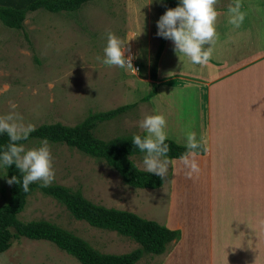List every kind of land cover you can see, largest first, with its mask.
<instances>
[{
  "label": "rangeland",
  "instance_id": "1",
  "mask_svg": "<svg viewBox=\"0 0 264 264\" xmlns=\"http://www.w3.org/2000/svg\"><path fill=\"white\" fill-rule=\"evenodd\" d=\"M124 7L123 0H89L74 12L52 13L43 9L29 12L23 30L0 22V115L15 111L25 124L35 128L57 122L73 126L89 114L130 106L116 118L99 123L94 135L109 140L141 134L143 130L138 122L146 115L155 114L156 109L147 106L144 97L151 87L139 78L143 80L146 76L161 42V37L156 35V22L163 9L160 14L153 13L151 24L133 27L126 25ZM109 31L125 47L133 49L141 62L137 75L102 65L95 59L97 55L103 57ZM12 104L16 105L14 110ZM24 145L39 147L40 140ZM49 145L55 172L52 184L79 190L84 198L98 206L136 212L143 219L158 223L164 219L169 176L157 189L132 188L104 162L63 144ZM143 156L138 154L131 160L144 171ZM214 171L217 173L215 168ZM2 202L0 197V205ZM19 219L53 223L101 253L122 254L138 248L136 242L125 236L73 219L62 205L38 191L27 198ZM160 263L159 255L144 254L136 264ZM0 264L80 263L47 241L22 237L11 240L10 247L0 254Z\"/></svg>",
  "mask_w": 264,
  "mask_h": 264
},
{
  "label": "crops",
  "instance_id": "2",
  "mask_svg": "<svg viewBox=\"0 0 264 264\" xmlns=\"http://www.w3.org/2000/svg\"><path fill=\"white\" fill-rule=\"evenodd\" d=\"M123 2L127 26L151 24L163 9L162 0ZM232 3L215 6L217 39L205 66L192 65L161 38L158 88L146 104L165 117L168 140L185 145L195 132L205 152L193 179L178 159L170 160L165 216L151 221L178 230L180 238L159 255L160 264H264L258 224L264 219V0H241L246 16L239 29L228 23ZM149 67L139 80L151 86Z\"/></svg>",
  "mask_w": 264,
  "mask_h": 264
},
{
  "label": "trees",
  "instance_id": "3",
  "mask_svg": "<svg viewBox=\"0 0 264 264\" xmlns=\"http://www.w3.org/2000/svg\"><path fill=\"white\" fill-rule=\"evenodd\" d=\"M91 1V0H90ZM89 0H0V22L5 26L23 30V22L29 12L43 9L52 13L74 12L79 10ZM163 13L167 9L178 6L179 0H162ZM161 15V16H162ZM163 39V38H162ZM163 42L158 46L149 67L151 88L144 97L145 101L154 96L157 85V62ZM130 106H121L113 110L89 114L82 122L73 126L61 123L44 124L32 132L26 141L47 139L49 143L63 144L86 156L104 162L114 170L122 182L132 188L157 189L164 183L155 174L140 170L131 160L132 156L144 154L132 145L133 135L118 136L109 140H101L94 135L97 125L116 118L128 110ZM141 137L143 133L137 134ZM170 146L169 160L178 159L186 150L185 145H179L166 140ZM8 143L7 135H0V146ZM197 150L204 154V145L200 143ZM6 175V176H5ZM15 175L22 179L15 165L0 168V254L11 245L12 239L27 238L30 240L47 241L59 250L74 257L80 264H136L144 254L162 255L167 252L180 238L178 230L166 227L134 214L133 212L107 208L94 204L84 198L79 190L51 184L41 188L39 183L29 185V192L24 193L20 184L8 185L6 179ZM52 198L62 205L73 219L82 221L88 226L115 232L138 244V248L122 254L101 253L87 241L75 234L45 220L21 221L19 214L23 212L27 198L34 192Z\"/></svg>",
  "mask_w": 264,
  "mask_h": 264
},
{
  "label": "clouds",
  "instance_id": "4",
  "mask_svg": "<svg viewBox=\"0 0 264 264\" xmlns=\"http://www.w3.org/2000/svg\"><path fill=\"white\" fill-rule=\"evenodd\" d=\"M217 3L218 0H179L177 7L167 9L156 22V35L172 41L173 51L187 57L192 65H207L212 58L213 46L217 39ZM241 8V0H233L227 9L228 23L235 29H239L245 20L246 13L241 11ZM106 40L103 57L97 55L95 59L102 65L130 70L137 75L138 69L132 64L134 57L131 54L125 56L126 48L122 40L110 31L106 33ZM11 107L14 110L16 105L12 104ZM138 123L146 135H133L132 145L144 153V170L163 181L168 176L170 164V146L165 142V117L161 114L146 115ZM34 131V125L25 124L23 117L15 111L0 115V135L8 137V143L0 146V168L8 169L9 166L15 165L22 179L13 175L11 179H6V183L10 186L20 184L24 193L29 192L30 184L39 183L41 188H47L55 179L49 141L42 139L39 147L33 148H26L21 143L28 140ZM200 146L196 133H187L186 150L179 156L178 161L186 170L185 176L188 179H193L200 173L197 163V150ZM258 224L264 230V219Z\"/></svg>",
  "mask_w": 264,
  "mask_h": 264
},
{
  "label": "built area",
  "instance_id": "5",
  "mask_svg": "<svg viewBox=\"0 0 264 264\" xmlns=\"http://www.w3.org/2000/svg\"><path fill=\"white\" fill-rule=\"evenodd\" d=\"M125 48H126L125 56H128L129 54H131L134 57V59L132 60V64H133V67L136 68V69H138V72H139L140 69H141V67H140V65H139V63L137 61V58H136V55L134 54L133 49L131 47H129V46H126ZM127 50H130V51H127ZM126 71H128L130 74H134L130 70H126Z\"/></svg>",
  "mask_w": 264,
  "mask_h": 264
}]
</instances>
